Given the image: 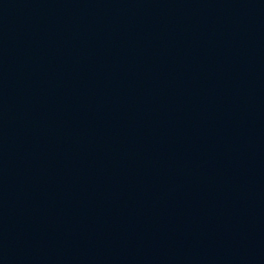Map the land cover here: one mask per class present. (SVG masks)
I'll return each instance as SVG.
<instances>
[{"label":"water","instance_id":"1","mask_svg":"<svg viewBox=\"0 0 264 264\" xmlns=\"http://www.w3.org/2000/svg\"><path fill=\"white\" fill-rule=\"evenodd\" d=\"M0 264H264V0H0Z\"/></svg>","mask_w":264,"mask_h":264}]
</instances>
